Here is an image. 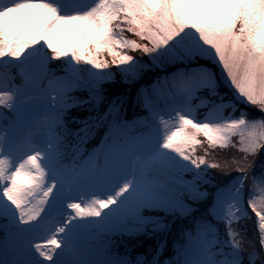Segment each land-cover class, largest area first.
Wrapping results in <instances>:
<instances>
[{"label":"snow or ice","instance_id":"obj_1","mask_svg":"<svg viewBox=\"0 0 264 264\" xmlns=\"http://www.w3.org/2000/svg\"><path fill=\"white\" fill-rule=\"evenodd\" d=\"M0 264H264V0H0Z\"/></svg>","mask_w":264,"mask_h":264},{"label":"trees","instance_id":"obj_2","mask_svg":"<svg viewBox=\"0 0 264 264\" xmlns=\"http://www.w3.org/2000/svg\"><path fill=\"white\" fill-rule=\"evenodd\" d=\"M134 55H135V54H134ZM145 59H146V58H145ZM149 74H151V73H149ZM149 74H148V75H149ZM152 74H153V73H152ZM152 74L149 75V76L145 79V81H143V82H144V83H148V82H150V80H151L150 78L153 76ZM138 86H139V85H132V86H131V88H132V93H133V90H134L135 88H137ZM105 87L108 88V89L111 90V91H117V90H118V91H120V92H126V91H128V88H129V86L123 84V83L120 81L119 78H117V80H116V82H115L114 84H108V85H106ZM84 115H86V113H84V112H75V113H74V116H75L76 118H78V119L81 118V117H83ZM131 115H132V114H131V111H129V113H128V118H131ZM92 146H94V145H92V144L89 145V147H92ZM197 154H198V155H202V154H203V149H202L200 146L198 147V152H197ZM233 155H236V153H235L234 150L222 151V150H220L219 148H217V149L215 150V152H213L212 155L208 157V159H209V161L215 159V160H216L217 162H219V163H224L226 160L231 159ZM259 164H260V160L258 159L257 162H256V165H255V167H256V171H257V172H259ZM217 174L219 175V173H217ZM231 175L235 176V175H237V173L233 172V173H231ZM145 243L154 246V245L156 244V241H155V240H150V241H146ZM172 243H173L172 239H171V238H168V246H169V247H171ZM142 250H143V249H138V251H142ZM163 258H164V259H165V258H168V256H167V252H166V254L164 255Z\"/></svg>","mask_w":264,"mask_h":264},{"label":"rangeland","instance_id":"obj_3","mask_svg":"<svg viewBox=\"0 0 264 264\" xmlns=\"http://www.w3.org/2000/svg\"><path fill=\"white\" fill-rule=\"evenodd\" d=\"M151 74H152V73H151ZM151 74H149V75H151ZM149 75H148V76H149ZM152 75L154 76V75H156V73H153ZM150 79H151V78H150ZM135 90H136V88L133 90V94H134ZM201 139H202V138H201ZM198 147H199V146H197V148H198ZM165 259H167V258H165Z\"/></svg>","mask_w":264,"mask_h":264}]
</instances>
